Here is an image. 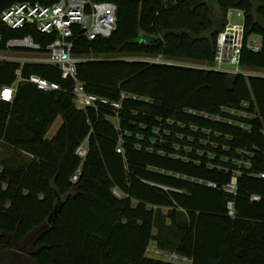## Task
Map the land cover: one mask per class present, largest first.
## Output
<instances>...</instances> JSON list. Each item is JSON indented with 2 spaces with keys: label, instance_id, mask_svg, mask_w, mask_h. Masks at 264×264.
I'll use <instances>...</instances> for the list:
<instances>
[{
  "label": "trees",
  "instance_id": "16d2710c",
  "mask_svg": "<svg viewBox=\"0 0 264 264\" xmlns=\"http://www.w3.org/2000/svg\"><path fill=\"white\" fill-rule=\"evenodd\" d=\"M108 1L117 6L116 29L107 37L78 36L73 53L92 57L77 63L87 91L120 101L118 128L107 118L115 114L109 105L76 108L73 81L55 66L23 64V76L61 88L42 91L21 81L11 101L0 99V140L20 152L0 166V248L12 246V235L39 230L36 264H180L149 255L150 240L189 264H264V178L253 175L264 171V73L257 72L264 71V0ZM230 8L243 11L245 39L261 38L258 51L244 46L240 55L241 67L254 74L211 68ZM3 30L30 32L43 45L53 39L31 25ZM180 59L196 65L172 61ZM18 66L0 61V88L12 84ZM57 116L60 126L47 137ZM86 137L81 159L75 149ZM236 169L232 195L222 187Z\"/></svg>",
  "mask_w": 264,
  "mask_h": 264
},
{
  "label": "built area",
  "instance_id": "2783aa9c",
  "mask_svg": "<svg viewBox=\"0 0 264 264\" xmlns=\"http://www.w3.org/2000/svg\"><path fill=\"white\" fill-rule=\"evenodd\" d=\"M242 16L241 22L231 21L233 12ZM227 22L224 28L216 36V50L214 53V63L211 68L227 73L254 74L252 71L244 70L240 64V55L244 46L252 51L260 49L261 41L245 39L244 14L243 11L236 8H230L226 13ZM117 6L114 2L108 0H56L50 4H42L38 1L23 0H0V61H13L19 63L15 69V80L10 85H4L0 88V99L11 101L14 97L17 85L21 81H28L36 88L42 91L59 90L60 84L50 81L37 74L22 75V66L28 62L44 63L55 66L60 71L63 79L73 81L71 94L76 108L85 109L92 107L96 110L100 106L109 105L113 108L115 114L107 115L112 120L114 126L118 128L117 109L120 107V101H110L108 98L93 94L85 88V84L78 78L77 63L82 60L92 59L87 56H76L73 53L74 42L78 36L93 39L97 36H109L116 29ZM31 25L36 31L46 35H53V39L41 44L36 40L32 33L23 35L6 36L5 29H19ZM3 28V29H2ZM231 65V66H228ZM126 96L121 93V97ZM135 98V95H127ZM234 112L233 109L230 110ZM204 117L220 120V115L211 116L210 114H200ZM241 116H250L246 112L238 114ZM228 123L232 120L223 119ZM89 123V121H88ZM242 127L243 122L238 121ZM181 125V124H178ZM195 130L193 126H190ZM169 134V132H167ZM181 134V133H179ZM264 135V131H263ZM180 136V135H179ZM87 137L76 147L75 153L83 159L87 154ZM174 148H178L174 144ZM117 152H121V147L117 146ZM173 157H181L184 160H192L195 163L200 162V158L191 159L187 155H178L176 152L169 153ZM210 155V154H209ZM212 156V155H210ZM210 164V162H208ZM245 166H250V161H243ZM80 173V166L70 176V181L75 182ZM240 171L236 169L222 189L232 195L236 194L237 175ZM264 178V171L253 174ZM208 186L215 187V183L207 182ZM112 192L122 196V192L112 188ZM259 195L252 194L250 200H258ZM227 212L234 217V201L227 202ZM151 246V248H150ZM151 251L149 255L163 258L167 261H173L180 264H189L192 260L187 256L180 255L175 251H165L156 246L155 240H150L146 251Z\"/></svg>",
  "mask_w": 264,
  "mask_h": 264
},
{
  "label": "flooded vegetation",
  "instance_id": "af4514ba",
  "mask_svg": "<svg viewBox=\"0 0 264 264\" xmlns=\"http://www.w3.org/2000/svg\"><path fill=\"white\" fill-rule=\"evenodd\" d=\"M38 232L39 230H36L21 239L12 235V246L0 248V264H36L32 254L38 249L34 244Z\"/></svg>",
  "mask_w": 264,
  "mask_h": 264
},
{
  "label": "rangeland",
  "instance_id": "374dc122",
  "mask_svg": "<svg viewBox=\"0 0 264 264\" xmlns=\"http://www.w3.org/2000/svg\"><path fill=\"white\" fill-rule=\"evenodd\" d=\"M243 19L242 16H238L236 15V12L234 11L232 16L230 17V20L231 21H236V22H241ZM250 40L252 39H255V40H260V36L258 34H251L250 37H249ZM136 57V56H135ZM134 57V58H135ZM138 58V57H137ZM142 58L144 59H148L150 61H156V62H160V61H163V57L162 56H156V57H147V56H142ZM172 61H176L177 63H180V64H191L190 61H187V60H183V59H180V60H172ZM191 65H196V64H191ZM228 66H231V65H228ZM258 73L259 72H262L264 73V71L262 70H258L257 71ZM112 121L113 122H116V119L115 118H112ZM60 123H61V118L60 116H57L55 118V120L53 121V123L51 124L50 128L48 129L47 133H46V136L47 137H51L53 136L56 131L58 130L59 126H60ZM14 149V147L6 144L4 141L0 140V166L2 164H10V163H14L16 162V160L18 159V152ZM26 158H28L29 156L27 155H24ZM151 248V246H150ZM151 251L147 250V253L150 254Z\"/></svg>",
  "mask_w": 264,
  "mask_h": 264
}]
</instances>
